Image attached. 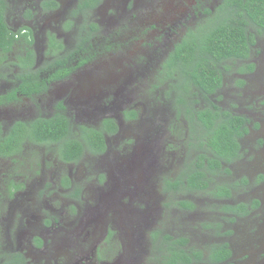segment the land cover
I'll return each instance as SVG.
<instances>
[{"label":"flooded vegetation","instance_id":"flooded-vegetation-1","mask_svg":"<svg viewBox=\"0 0 264 264\" xmlns=\"http://www.w3.org/2000/svg\"><path fill=\"white\" fill-rule=\"evenodd\" d=\"M4 1V20L16 40L0 54V264H157L154 257L164 251L154 249L155 241L163 246L167 234L156 232L171 228L158 223L155 209L159 206L164 218L173 211L194 216L201 206L188 198L193 210L178 205L167 211L169 196L181 190H168L166 181L184 172L211 171L198 167L204 127L197 110L203 107L174 105L165 60L158 73L138 59L159 62L155 42L169 38L173 51L188 32L180 28L215 5L195 0L193 16L186 14L170 27L176 0ZM122 33L138 41L133 49L116 45L124 40ZM257 39L251 50L256 59L247 60L254 70L229 75L224 86L243 80L232 92L256 96L247 108L261 105L258 114L242 111L239 104L223 107L218 96L224 87L214 98L248 119L239 156L222 161L216 176L220 181L238 176L234 183L247 178L242 190L254 184L264 188V159L258 158L264 151V55L256 48L262 38ZM142 41L152 50L139 57ZM147 73L157 79L143 82ZM237 192L233 188L232 197ZM232 197L213 198L206 207L225 222L208 226L213 233L203 235L218 239L201 248L208 253L213 244L227 242L235 264H253L251 252L241 263L234 260L237 251L246 254L250 236L243 241V232L239 240L225 232L264 202L260 199L261 206L245 216L225 213L224 204H235ZM205 226L193 217L176 233L193 241ZM117 237L123 251L118 255L110 245Z\"/></svg>","mask_w":264,"mask_h":264},{"label":"trees","instance_id":"trees-1","mask_svg":"<svg viewBox=\"0 0 264 264\" xmlns=\"http://www.w3.org/2000/svg\"><path fill=\"white\" fill-rule=\"evenodd\" d=\"M5 9V1L0 0V54L11 50L16 40L8 33V25L4 20ZM204 9L203 17L196 16L201 18L198 25L182 36V41L163 66L168 77L173 80L176 94L172 98L178 104L193 107L199 105V99L204 102L205 107L197 110L200 111L204 127L200 145H197L204 149V156L199 158L198 167L211 172H184L177 179H168L166 182L168 190L204 189L213 198H231L233 188L238 190L242 184H248V179H243V183H234L220 181L216 176L221 174L218 169L222 167V161L230 163L239 156L242 148L240 138L248 133V119L216 104L214 98L230 74L254 70V65L247 60L251 58L257 38H264V0H223L213 10ZM236 82L244 84L243 80L237 79ZM178 204L190 210L195 208L188 199L180 200ZM260 206L261 200L254 199L252 202L226 204L223 209L245 216ZM203 225L212 224L205 221ZM161 232L167 234L164 236V245L160 246V242L155 241L154 249L162 248L164 251L160 258L162 264H235L231 260L232 251L227 242L215 243L208 253H204L201 247L194 246L193 241L185 236L176 237L161 229L156 233Z\"/></svg>","mask_w":264,"mask_h":264},{"label":"rangeland","instance_id":"rangeland-1","mask_svg":"<svg viewBox=\"0 0 264 264\" xmlns=\"http://www.w3.org/2000/svg\"><path fill=\"white\" fill-rule=\"evenodd\" d=\"M176 1H179V2H175L174 7H175L176 14L173 12L170 16V27L176 26L174 21L182 18L186 14L193 13V7L196 5L195 0H176ZM221 1H223V0H204V3L207 6L212 5V4H214L216 6ZM95 17L99 18V15H97ZM201 17H203V16H201ZM200 19L201 18L190 19L189 24L186 27H181L180 30L185 29L186 31H188L189 28L197 26L198 25L197 23H199ZM125 28L126 27L123 25V30H125ZM109 34H111V33L109 32ZM157 35H158L157 31H155L153 34V37H156ZM118 36H121L120 33H118ZM122 36L124 38L123 41L116 40L117 41L116 45L118 47L124 46L126 49H128V47L130 46L131 49H133V46L137 45L138 41L126 39V35L123 33H122ZM170 43H171V40L169 38H167V39L161 38L160 41L159 40L156 41L155 46L158 48V52L156 53V56L161 57V60L158 62L155 58V59H152L149 63H145V61H143L142 59H148V57H140V56L143 54L150 53L152 50V47L151 48L148 47L146 41H142L141 44H142L143 52L138 54L140 57L138 59V61L143 63V67H146L147 71H157V72L160 71L163 61L167 60L166 58L168 57V53L166 50H168V49L170 50V47H171ZM256 48L260 51H263V55H264V38H262L260 43L256 45ZM170 51H172V50H170ZM163 53H164V55H162ZM252 57H253V59H256V54H254V52H252L251 58ZM259 59H260V55H258L257 60H259ZM249 60L252 61V59H249ZM143 76L145 77L143 82H146V79L148 81H151V82H154L157 79L156 76L151 77L148 75V73L146 75H143ZM157 76H159V75H157ZM165 81L168 84L167 86H168L171 94L175 95L176 93L174 92V85L172 83L173 80H171L170 78H167ZM143 82L140 80L139 84L144 86L145 88H147L148 86H146ZM174 83L176 84L175 80H174ZM227 83L228 84L226 85V87L224 86V88H223V93L219 94V96H218L219 100L222 101V105L224 107H228V106H230V104H239V107L242 111L254 112V113L260 111V109L262 108L261 105H258L257 109L251 110V109L247 108L250 105L255 104L256 101L253 102V100H255V98H257L256 96L254 97L251 94V92H248V94L246 96H243V93H239V91L234 94L232 92V89L237 87V85H239V84H237V83L235 84V82L233 80H228ZM241 87H244V86H241ZM224 94L226 97H224ZM199 100H200L199 101V107H205L203 105L204 104L203 100L202 99H199ZM168 101H169V99H168ZM173 101H174V105H176L177 101H175V99H173ZM133 102H135V100ZM240 103H242L244 105H240ZM196 104H198V103H196ZM256 114H258V113H256ZM248 143H251V141H248ZM258 158L264 159V151L259 153ZM138 173H140V172H138ZM161 173L163 175H166L165 172H161ZM178 173L179 172H169V174H173V175H177ZM247 173H249V172H247ZM243 174H245V172ZM238 178H239L238 176H235V178L234 177H232V179L230 178L229 181H234V179L236 181V180H238ZM89 184H90V182H89ZM157 185H159L158 189L160 190V192L166 193L165 190L161 189V182H158ZM237 191L238 192L231 199V202H233V203L242 202V201L252 202L254 199H259V200L261 199L264 202V188L259 187L255 184L253 186L250 185L249 189H247V190L246 189L242 190V188H239ZM179 192H182V193H179ZM179 192L173 193L174 195L169 196V198L172 199V201L170 202V207H169L170 209L167 211H171L172 209H174L173 208L174 206L179 207L178 205H180V204H178V202L180 200H184L181 198V196L183 194L187 196V198H185V199H188V198L195 199V200L198 199L201 202V206H200V209L197 208L196 215H194V216H190V215H188L182 211H178L179 213L178 212L176 213L173 211V212L168 213V215H166L164 218H161V214H159L160 208H159L158 203H157L158 210L157 209H155V210H156V216L160 217V218H158V220H159L158 223L163 224L165 227L167 226V227L171 228L169 230V233L173 232L171 234L174 236H177V237L182 236L183 234L176 233V232H180V230H181L180 228L187 227L188 224H190V222L193 220V217H195V218L200 217L202 219L203 224L207 220H211L213 218L219 217V220L212 223V225H215L216 223H218V224L221 223L223 225L225 220H223L221 218L219 212L213 213L212 211H210L212 213H208L209 211H206V207L208 206V204H212L213 197L211 196L210 193H206V191H205V193H201V192L196 193V191H190L189 192L188 189H183ZM188 200H190V199H188ZM224 205H226V204H224ZM198 213H199V215H198ZM225 213H229V212L226 211ZM178 217H181V219H182L181 223H179L180 221L178 220ZM232 222L234 225H232L231 227L227 226V231L225 233H227L229 231L232 234V237L233 238L235 237L234 239L239 240L240 236H242L241 233L243 232L244 233L243 241L246 238V234H248L250 236V240L248 239L249 240L248 245H246V247L244 248L246 251L245 252L246 254L241 255V252L237 251V255H236L234 260L241 263L242 261L246 260L245 258L247 256V253L251 252V255H253V259H252L251 263H253V264L264 263L263 262L264 261V259H263V257H264V205L262 208H258L256 210H254L251 217H248L247 219L244 218L240 223L235 222V221H232ZM154 223H155V221L153 220L152 224H154ZM200 223H201V220L199 222H197V225H196L197 228L200 226ZM207 228H208V226H205V228H202V229H198L197 233L193 236L194 240H193L192 244L194 246H199V247L203 246V247L207 248L208 245L212 244V240L218 239V237L216 235H207V236L205 235L204 236L203 234H207L208 232L213 233L211 231V229H207ZM213 228H215V227H212V229ZM218 231L215 232L214 234L218 233ZM223 233H224V231H223ZM119 239L117 237V239L115 238L113 240V242L110 243V245H112V249L114 246V251L112 253L116 254V255L123 253L122 248L118 244ZM160 249L162 250V248H160ZM143 254L146 255V253H143ZM151 255H152V253H151ZM151 255H149V256L152 258ZM161 255L162 254H159L156 257H154L155 263L157 262V264H161V262H162V260L160 259ZM250 256H248V258H250ZM40 264H43V262H40Z\"/></svg>","mask_w":264,"mask_h":264}]
</instances>
